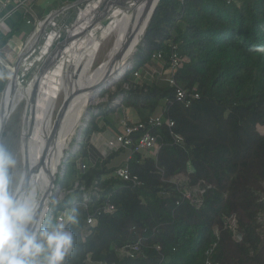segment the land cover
<instances>
[{"label":"trees","instance_id":"obj_1","mask_svg":"<svg viewBox=\"0 0 264 264\" xmlns=\"http://www.w3.org/2000/svg\"><path fill=\"white\" fill-rule=\"evenodd\" d=\"M43 2L29 0L35 15L21 8L9 29L1 30L5 62L10 41H25L36 21L54 10ZM170 43L185 58L174 75L176 85L198 94L188 106L175 100L168 76L133 81V73L149 67L153 55L169 60ZM256 46H264V0H159L132 68L114 90L102 92L107 101L91 114L79 149L54 181L63 198L51 200L45 224L67 211L76 217V223L65 224L75 243L64 264H86L88 258L104 264H204L214 228L219 240L213 261L264 264V51ZM5 72L0 65V94ZM115 97L119 104L111 106ZM122 108L134 110L142 121L165 112L174 125L152 129L158 136L152 151L111 150L82 171L77 160L87 161L90 138L105 131L103 119ZM124 165L139 184L115 175ZM181 175L185 180L178 179ZM195 187L203 191L199 205L182 195ZM109 204L111 213L104 210ZM223 215H235L238 241L224 227ZM88 216L95 224H87ZM137 242V257L119 256L118 249Z\"/></svg>","mask_w":264,"mask_h":264},{"label":"bare ground","instance_id":"obj_2","mask_svg":"<svg viewBox=\"0 0 264 264\" xmlns=\"http://www.w3.org/2000/svg\"><path fill=\"white\" fill-rule=\"evenodd\" d=\"M95 2H91V5ZM144 9L145 0H110L107 10L102 11L101 18L93 28L79 41L69 44L66 51L58 56L60 60L39 78L33 77L27 86H22L30 67L44 52L49 53L52 41L59 34L56 31L48 34L39 55L31 53L21 63L18 71L13 72L1 97L0 111L3 114L8 108L15 109L21 101H26L20 152L27 167L29 184L38 187V215H46V204L42 203L44 199L48 201L51 195L48 191L52 190L50 181L56 175L70 136L80 124L86 107L93 102L99 88L111 80H117L126 67L129 69L127 61L129 62L136 50L147 20L144 17L140 23ZM88 10L89 7L81 13L76 28L78 33L91 24L95 11L91 13ZM37 39L38 36L35 35L29 41L32 49ZM109 40L112 42L106 58L92 69L100 47ZM60 93L64 94L63 101L66 104L58 120L63 111L65 119L61 120L59 128L56 129L53 115ZM1 122L0 117V125ZM24 174L25 168L20 180Z\"/></svg>","mask_w":264,"mask_h":264},{"label":"clouds","instance_id":"obj_3","mask_svg":"<svg viewBox=\"0 0 264 264\" xmlns=\"http://www.w3.org/2000/svg\"><path fill=\"white\" fill-rule=\"evenodd\" d=\"M256 51H264V46H256ZM10 75L5 72L4 79ZM16 166V156L0 142V264H64L73 250L74 235L63 223L46 225L44 214H37L40 195L38 187L29 184L26 165L13 188ZM67 220L76 223L72 214Z\"/></svg>","mask_w":264,"mask_h":264},{"label":"rangeland","instance_id":"obj_4","mask_svg":"<svg viewBox=\"0 0 264 264\" xmlns=\"http://www.w3.org/2000/svg\"><path fill=\"white\" fill-rule=\"evenodd\" d=\"M56 1L57 0H47V1L45 0V2L41 3V5L43 7H46V8L47 7H50V8L54 7L53 9L56 10V9H58L59 5L63 6V5H66V4L73 2L75 0H60L61 3L57 7H56V4H58V3H56ZM27 2H28V4H26L27 9L31 10L33 12V14L35 15V9L34 8L32 9L31 5L29 4V0ZM54 10H51L48 13H52ZM76 13H77L76 9H71V10L63 12L60 15H57L52 20L50 28L54 31H57L58 29H64L61 27V25L63 24V21L67 20V18L74 17L76 15ZM58 21H59V23H58ZM38 22L39 21H36L35 28L37 27ZM31 34L23 42L21 40H18V39H17V41H15L16 39L11 40L9 43L10 46H7V48L5 49V51L7 53L5 59L7 60V62H5L3 60L2 61L3 63L2 62L1 63L4 67H6V69L8 71H9V69H8L9 67L6 65H9L10 67H12L14 65L20 51L24 48V45L28 41ZM44 42H45V40L43 41L42 44L38 45V49H37L38 54L37 55H39V53L41 52V50H42L41 47H43ZM111 42L112 41L109 40V41L102 44V46L100 47V49L98 51L97 57H96L93 65H92V69H95L106 58V55L108 54L109 49L111 47L110 46ZM134 56H135V54H134ZM134 56L129 59V62L127 61V63L129 65H132V61H133ZM42 60L36 61L33 64V66H31L30 69L26 72V74H28L29 76L25 77L22 86H27L29 84V82L31 81V78H33L34 75L37 73L39 66L41 65ZM4 64H6V65H4ZM155 64H156L155 62L151 63L150 66H157ZM126 70H128L127 67H126L125 71ZM142 77H145L144 73L142 74ZM143 80H147V79L142 78L140 81H143ZM117 81H118V79L117 80H111L108 82L107 85H104L101 88H99L98 91L96 92V97L93 100V102L90 103L86 107L80 124L75 128V130H74L75 132L70 136L69 145L64 150V154L62 156L60 165H58V169H57L54 181L56 180L57 177H60L63 174V167L62 166H63L64 160L67 159L68 156H72L79 149V144L81 143V139H82L81 132L84 129V127L87 125V123L91 117V114L97 113L96 107L98 106V104L107 101L108 96H106V95L101 96L102 92L108 88H111L112 90H114L115 89L114 83ZM1 97H2V93L0 94V101H1ZM63 97H64V94L60 93V97L57 99V102H56L57 104H56V107L54 109L53 121H54V126L56 127V129L59 128L61 120L65 119V113L63 111L62 116L57 121V125H56L55 121H56L57 115L59 113L60 107L62 106V104L64 102ZM115 99H116V97L112 99L111 104H110L111 106L117 105L114 102ZM25 106H26V101H21L17 105V107L14 110H12V112L10 113V115H9L5 125H4L3 131H2L1 136H0V142H2L4 144V146L6 148H8L9 151L13 152V154L16 156V159H17V166L15 169L12 170V172H13V188L14 189H15L18 181L21 178V175L23 173V168H24L22 152H20V151H21V146H22V131H23ZM158 110H159V108H158ZM122 116H123L122 110H119L117 113L109 115L108 118L107 117L104 118L102 123L105 125L106 131L99 132L90 138L92 144L97 146L98 149L100 150V152H102V154H105L108 150V146H107L108 140L115 134V132H118L121 130V123L119 121L122 120L121 119ZM120 155L121 156L125 155V152L120 153ZM81 161H82L81 159L77 160V166L79 165V162H81ZM84 163H86V166L88 167L89 162L87 163V161L84 160ZM78 168H80V167L78 166ZM179 179L185 180V177L181 175V176H179ZM196 189L197 188L195 187V189L193 191H196ZM62 198H63V193H61L60 188L54 184V186L51 190V195L48 198L47 206L49 207V203L51 202V200L52 201H60ZM69 214H70V211H67L65 213V215H69ZM48 217H49V208L46 212L44 219L46 220ZM262 219L264 220V215L261 216V220ZM50 224H57L54 217L52 219V222H50Z\"/></svg>","mask_w":264,"mask_h":264},{"label":"built area","instance_id":"obj_5","mask_svg":"<svg viewBox=\"0 0 264 264\" xmlns=\"http://www.w3.org/2000/svg\"><path fill=\"white\" fill-rule=\"evenodd\" d=\"M12 5L14 10H18L22 8L26 0H8ZM171 48V53L169 56V60L165 61L163 59L162 53H158L153 55L152 61L155 62L157 66H149L144 69L143 72L136 71L133 73V81L137 82L140 81L142 78L147 80H153L156 76H168V81L170 85L176 87L175 91V100L178 102L184 103L188 106L193 99L198 98L197 93L186 91L185 89L176 85L174 75L177 70L182 65L183 61L185 60L184 57L179 55L176 52V45L173 43L169 44ZM3 59L0 57V63ZM3 63V62H2ZM2 63L0 65H2ZM5 65V64H4ZM132 67L130 65L129 69ZM144 73L145 77H142ZM127 87V86H125ZM120 99L116 98L114 102L119 104ZM121 123V130L115 133L107 142L108 151H116L119 149L131 150V152H144V151H152L157 147V135L153 134L152 129L161 127L163 125L172 127L174 125V121L171 120L166 113L160 112L158 115L149 117L145 121L138 120V121H129L127 119H123L120 121ZM175 142H180L181 137L179 135L174 134ZM104 155V154H102ZM80 169L83 171L86 168L84 162H79ZM115 175L124 180L131 182L133 185L139 184L138 177L136 175H132L128 165L121 166L116 169ZM179 179V178H178ZM203 191H191L189 189H185L182 192L184 198L191 200L195 204L201 203V195ZM87 200V199H85ZM104 210L108 213L114 211V206L109 204L105 206ZM66 212L61 213L57 216V223H63L64 226L66 224L68 215H65ZM88 225L95 224V218L92 216H88L86 220ZM222 222L225 228H228L232 234L234 240L238 241L240 239V234L238 233L237 228V220L235 215L222 216ZM214 241L209 245V247L205 251V260L204 264H219L216 261H213L212 254L214 253L215 248L217 247V243L219 240V230L214 228ZM156 249H159V246H156ZM141 253V245L140 242L135 244L125 245L118 249V254L121 257H129L135 258ZM86 264H104L103 262H92L90 258L87 259Z\"/></svg>","mask_w":264,"mask_h":264},{"label":"water","instance_id":"obj_6","mask_svg":"<svg viewBox=\"0 0 264 264\" xmlns=\"http://www.w3.org/2000/svg\"><path fill=\"white\" fill-rule=\"evenodd\" d=\"M93 1H96V2L91 5V2H93ZM109 2H110V0H75V1H73L71 3H69V4L61 6L60 8L54 10L52 13H48L46 15V17L42 21H39L37 23V27L34 29L33 33L29 37L28 41L25 43L24 48L20 51V53H19L14 65L12 67H10L9 65L5 64L6 66L9 67L8 69H9V72L11 73V75L8 77V79L6 81V84H5V87H4V89H3V91L1 93L3 94V92L5 91L7 85H8V83H9L11 77H12L13 72L18 71L21 63L24 62L25 59L27 60L31 53H37L38 45L42 44L44 40L46 41V38L48 37V34L51 33L52 31H54V30H52L50 28V25H51L52 20L57 15H60L63 12L71 10V9H76L77 10V13H76V15L74 17L67 18V20L63 21V24L61 25V27L64 28V29H58L56 31V34L57 33H59V34L57 35V38H55L52 41L49 53L46 54L44 52L43 56H40L37 59V61L38 60L40 61L42 59L43 60L41 62V65L39 66V69H38L37 73L34 75V77L37 76V78H39L41 74H43L44 72L49 70V68L51 66H53V64L56 61L60 60V57H58V56L66 51V47L69 46V44H71L72 42H74L76 40L79 41V39L84 34H87V32L90 31L93 28V26L96 23V21L101 18L102 11H106L107 10ZM158 2H159V0H145V9H144L142 18L140 20V23H142V19L144 17H147V20L145 22L143 31L141 33V37H140V39H139V41L137 43L136 50L133 53V55L131 56V58L134 56V54L138 50V45H139L140 41L142 40V38H143V36H144V34L146 32V29H147V27H148V25L150 23L151 17L153 15V12H154ZM88 7H89L88 12L92 13V12L95 11L94 15L91 18L92 19L91 24L86 26V27H84V29H82L80 31V33H78L76 28H77L78 23L80 22L81 13H82L83 10H85ZM58 23H59V21H58ZM35 35L38 36V39H37V41H36V43H35V45H34V47L32 49V47H31L32 45H29V41ZM28 76L29 75H27L26 77H28ZM121 76H122V74H121ZM65 104H66V101H64L62 106L60 107L59 113H58L56 121H55L56 125H57L58 118H59V116L61 114V111L63 110ZM13 109L8 108V110L5 111L3 114H1V111H0V117L2 118V122H1V125H0V136H1V133L3 131L4 125H5L8 117H9V115L12 112ZM62 167L64 168V165ZM24 168H25V164H24ZM54 179H55V177L50 181V188L51 187L53 188V186H54ZM48 191L51 192L50 189H48ZM47 202L48 201H46V199H44L42 204H46V208L48 210L49 207L47 206Z\"/></svg>","mask_w":264,"mask_h":264},{"label":"crops","instance_id":"obj_7","mask_svg":"<svg viewBox=\"0 0 264 264\" xmlns=\"http://www.w3.org/2000/svg\"><path fill=\"white\" fill-rule=\"evenodd\" d=\"M27 1L28 0H26V3L22 8H26V4L28 3ZM20 9L14 10L13 5L8 0H0V36L2 34L1 30L9 29L10 27L9 25L12 22V20L15 19V17H18V14L20 13L19 12ZM8 46H10V44H8ZM122 114H123L121 118L122 120L123 119H127L129 121L140 120L136 112L132 109L122 108ZM88 147L89 148H88L87 163L89 162V164H94L97 161L98 157L102 156V152H100L97 146L92 144L91 140L89 141Z\"/></svg>","mask_w":264,"mask_h":264}]
</instances>
